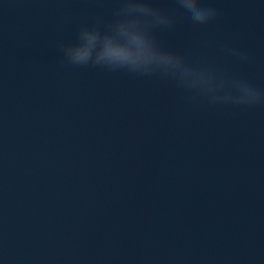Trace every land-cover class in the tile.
Wrapping results in <instances>:
<instances>
[{"label":"water","instance_id":"95a60500","mask_svg":"<svg viewBox=\"0 0 264 264\" xmlns=\"http://www.w3.org/2000/svg\"><path fill=\"white\" fill-rule=\"evenodd\" d=\"M148 2L159 47L264 92V0ZM121 4L0 0V264H264V103L70 63Z\"/></svg>","mask_w":264,"mask_h":264},{"label":"clouds","instance_id":"9594fccd","mask_svg":"<svg viewBox=\"0 0 264 264\" xmlns=\"http://www.w3.org/2000/svg\"><path fill=\"white\" fill-rule=\"evenodd\" d=\"M180 15L194 24H206L217 16L213 7L198 6L195 0H176ZM170 24L148 0H122L117 16L103 31L80 28L76 42L61 45L65 58L74 65H99L127 69L139 74H158L175 88L185 89L212 104L257 105L264 92L242 79L227 78L215 69L181 63L170 51L158 46L151 29ZM241 60L247 57L237 49L228 50Z\"/></svg>","mask_w":264,"mask_h":264}]
</instances>
